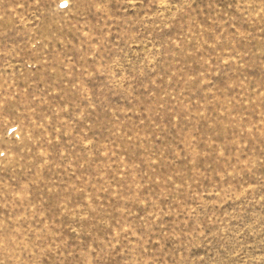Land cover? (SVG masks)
I'll return each instance as SVG.
<instances>
[{
	"label": "rangeland",
	"instance_id": "1",
	"mask_svg": "<svg viewBox=\"0 0 264 264\" xmlns=\"http://www.w3.org/2000/svg\"><path fill=\"white\" fill-rule=\"evenodd\" d=\"M0 264H264V0H0Z\"/></svg>",
	"mask_w": 264,
	"mask_h": 264
}]
</instances>
